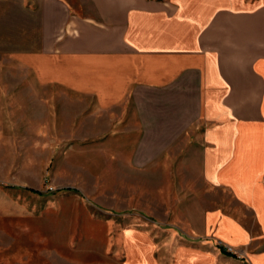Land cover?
<instances>
[{
	"label": "crops",
	"instance_id": "1",
	"mask_svg": "<svg viewBox=\"0 0 264 264\" xmlns=\"http://www.w3.org/2000/svg\"><path fill=\"white\" fill-rule=\"evenodd\" d=\"M11 34L25 75L81 92L92 119L112 121L102 136L117 144L89 159L105 176L111 165H185L252 217L204 210L194 231L206 240L170 243L172 259L128 230L127 264H264V0H0V57ZM24 235L8 236L1 264L38 263L40 237Z\"/></svg>",
	"mask_w": 264,
	"mask_h": 264
},
{
	"label": "rangeland",
	"instance_id": "2",
	"mask_svg": "<svg viewBox=\"0 0 264 264\" xmlns=\"http://www.w3.org/2000/svg\"><path fill=\"white\" fill-rule=\"evenodd\" d=\"M10 37L9 56L0 57V70L9 68L0 74V249L8 236L38 235L36 264H54L56 250L66 264H127L123 236L131 229L140 242H154L161 260L173 258L170 243L206 240L194 231L204 210L223 208L253 224L227 192L194 184L185 165H111L105 176L89 159L117 144L102 136L112 121L92 119L96 107L81 92L25 75L21 67L30 65L21 60L17 35Z\"/></svg>",
	"mask_w": 264,
	"mask_h": 264
},
{
	"label": "trees",
	"instance_id": "3",
	"mask_svg": "<svg viewBox=\"0 0 264 264\" xmlns=\"http://www.w3.org/2000/svg\"><path fill=\"white\" fill-rule=\"evenodd\" d=\"M32 190H33V189H32ZM33 191H35V192H40V191H37V190H33ZM221 246H222V249L224 250V252H226V253H228V254H233L232 252L228 251L227 248H226L225 246H223V245H221Z\"/></svg>",
	"mask_w": 264,
	"mask_h": 264
},
{
	"label": "built area",
	"instance_id": "4",
	"mask_svg": "<svg viewBox=\"0 0 264 264\" xmlns=\"http://www.w3.org/2000/svg\"><path fill=\"white\" fill-rule=\"evenodd\" d=\"M223 246H224V245H223ZM225 247L227 248L228 251H230V252H232V253L235 252L234 249H233L232 247H230V246H225Z\"/></svg>",
	"mask_w": 264,
	"mask_h": 264
}]
</instances>
